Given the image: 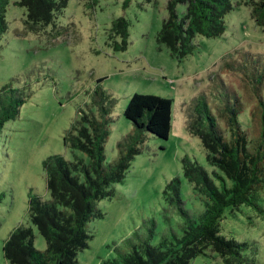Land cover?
<instances>
[{"label":"rangeland","instance_id":"1","mask_svg":"<svg viewBox=\"0 0 264 264\" xmlns=\"http://www.w3.org/2000/svg\"><path fill=\"white\" fill-rule=\"evenodd\" d=\"M15 1L9 0L5 7L7 28L0 35V88L11 82L26 100L0 132V264H4L2 245L10 230L20 223L32 226L29 191L49 198L42 160L51 154H61L68 160L75 153L81 155L64 147L62 136L71 122L79 119L80 111L98 114L91 102L96 85L113 99L112 121L104 144L106 161L116 158L117 142L133 132L132 123L123 115L133 93L171 99V130L166 139L143 134L140 153L131 160L124 179L112 185L113 196L97 203L104 215L88 222L92 236L88 246L78 251L77 264H99L114 256L113 244H120L141 227L144 218L156 221L153 243L169 224L178 230L181 219L174 210H170L169 223L163 217L168 205L162 192L175 176L180 180L185 207L202 211V198L183 176L181 159L188 156L211 176L218 170L207 162L200 139L187 131L186 110L192 107L193 98L204 94L218 117L224 85L242 101V127L249 137L256 135L249 114L256 99L245 71L249 73L264 62V27L256 25L249 7L232 0L233 7L224 16V32L217 37L196 34L191 53L177 59L156 41L167 15V0H130L126 7L123 0H67L54 24L37 32L25 28L26 10ZM177 10L181 14L184 6L179 4ZM118 16L129 22L125 50H115L109 37L111 21ZM229 58L233 66L244 64L248 70H227L223 61ZM257 203L264 209L263 190ZM32 228L34 246L43 250L44 238ZM219 230L223 236L246 244L242 253L253 259L252 264H264V213L246 204L228 206L219 220ZM192 262L224 264L210 248Z\"/></svg>","mask_w":264,"mask_h":264},{"label":"trees","instance_id":"2","mask_svg":"<svg viewBox=\"0 0 264 264\" xmlns=\"http://www.w3.org/2000/svg\"><path fill=\"white\" fill-rule=\"evenodd\" d=\"M130 0H123L126 7ZM9 0H0V35L5 32V7ZM25 8L24 26L37 32L54 24L56 14L65 8L67 0H17ZM184 6L178 13L177 6ZM250 9L256 25L264 27V0H235ZM233 7L232 0H167V15L163 18L156 41L164 44L170 56L182 59L191 53L196 34L220 36L225 30L224 16ZM109 37L115 50L128 45L129 22L124 16L111 21ZM116 38L119 39L116 40ZM252 59L250 53H245ZM258 62L261 57L255 56ZM229 58L223 61L227 70L245 69L244 64L233 66ZM261 65V66H260ZM255 65L245 75L251 83L256 102L250 110V120L256 128L251 138L242 127L239 116L242 101L236 93L223 86L219 95L216 117L201 94L187 107V131L200 139L207 162L217 168L212 176L188 156L181 159L182 174L191 183L194 192L202 198L204 208L194 212L185 207L181 198L180 180L171 178L163 189L168 205L163 217L169 223L170 210L181 219L178 230L170 224L153 243L156 221L142 219L141 227L132 231L120 244H113L114 256L99 264H193L192 259L205 254L210 248L224 264H252L245 256L246 244L220 234L219 220L226 207L241 204L252 206L264 213L258 203L259 191H264V62ZM251 71V72H250ZM102 79L99 78L98 82ZM26 97L11 82L0 88V132L3 125L14 119ZM91 102L98 114L80 111L79 119L71 122L62 136L64 147L81 152L68 160L61 154H51L42 160L48 199L29 191L28 215L32 226L44 238L45 248L34 246L32 226L17 224L3 241L4 264H77L78 251L88 246L92 236L87 229L90 220L104 213L97 203L113 196L112 185L121 182L135 155L143 134L150 133L166 139L171 130L172 100L154 94L133 93L123 110L132 123L133 132L124 135L116 144L117 156L108 162L104 144L112 121L113 99L99 85L91 92Z\"/></svg>","mask_w":264,"mask_h":264}]
</instances>
